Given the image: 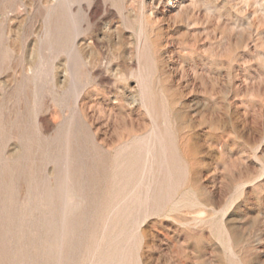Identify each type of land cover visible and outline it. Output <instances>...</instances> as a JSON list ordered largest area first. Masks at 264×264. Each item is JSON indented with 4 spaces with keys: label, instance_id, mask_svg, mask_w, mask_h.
<instances>
[{
    "label": "rangeland",
    "instance_id": "obj_1",
    "mask_svg": "<svg viewBox=\"0 0 264 264\" xmlns=\"http://www.w3.org/2000/svg\"><path fill=\"white\" fill-rule=\"evenodd\" d=\"M0 156V264H264V0H0Z\"/></svg>",
    "mask_w": 264,
    "mask_h": 264
},
{
    "label": "bare ground",
    "instance_id": "obj_2",
    "mask_svg": "<svg viewBox=\"0 0 264 264\" xmlns=\"http://www.w3.org/2000/svg\"><path fill=\"white\" fill-rule=\"evenodd\" d=\"M66 5L70 6L71 3H72V0H64ZM68 12H69V17H70V20L75 24V16L71 10V8H68ZM75 26V25H74ZM75 30V29H74ZM78 36V32L75 31V34H74V40L76 39V37ZM42 58V57H41ZM110 58V57H109ZM69 67V66H68ZM37 68V67H36ZM101 70V69H100ZM43 71V70H42ZM41 71V72H42ZM45 71V70H44ZM83 75V74H82ZM40 77H41V74H40ZM25 86L27 85V81H28V73H25ZM109 80V79H108ZM73 81V80H72ZM74 92H75V97H76V102H78L80 100V92H79V88L74 85ZM29 94V93H28ZM75 104V103H74ZM39 131H43V124L42 122L39 123ZM148 155V154H147ZM8 158H5L3 159L2 156H0V166H4V165H8ZM13 159V158H12ZM45 162V161H44ZM1 168V167H0ZM21 173V172H20ZM23 178V177H22ZM141 182V181H140ZM24 183V182H23ZM68 190V189H67ZM21 193V192H20ZM74 199L73 195H71L70 193H68V196H67V201L70 202ZM4 200L1 196H0V201ZM21 200V199H20ZM68 204V203H67ZM32 221V220H31ZM55 224V223H54ZM13 243V242H12Z\"/></svg>",
    "mask_w": 264,
    "mask_h": 264
}]
</instances>
